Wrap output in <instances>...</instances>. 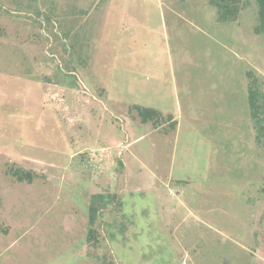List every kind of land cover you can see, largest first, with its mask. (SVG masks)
Listing matches in <instances>:
<instances>
[{
    "label": "rangeland",
    "instance_id": "1",
    "mask_svg": "<svg viewBox=\"0 0 264 264\" xmlns=\"http://www.w3.org/2000/svg\"><path fill=\"white\" fill-rule=\"evenodd\" d=\"M211 1L0 0V264H264V34Z\"/></svg>",
    "mask_w": 264,
    "mask_h": 264
},
{
    "label": "trees",
    "instance_id": "2",
    "mask_svg": "<svg viewBox=\"0 0 264 264\" xmlns=\"http://www.w3.org/2000/svg\"><path fill=\"white\" fill-rule=\"evenodd\" d=\"M257 8V24L254 28V32L258 35L264 34V0H254ZM211 5L216 9L218 14V20L220 22H228L234 20L239 13L237 0H212ZM248 104L250 109V115L254 122L257 136L256 140L260 144L264 139V98L253 88L249 89ZM137 115L141 119L142 123L152 122L153 126H157L159 123L160 113L156 110L149 108H135ZM12 176L19 182L31 183L33 178L30 173L20 169H15L12 172ZM102 195H95L92 203L96 200L103 201ZM102 198V199H101ZM106 202H103L105 205ZM90 215L93 216L97 212V207L92 204L89 208Z\"/></svg>",
    "mask_w": 264,
    "mask_h": 264
}]
</instances>
